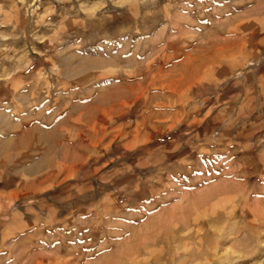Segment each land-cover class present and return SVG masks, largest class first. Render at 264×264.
<instances>
[{
    "label": "rangeland",
    "instance_id": "obj_1",
    "mask_svg": "<svg viewBox=\"0 0 264 264\" xmlns=\"http://www.w3.org/2000/svg\"><path fill=\"white\" fill-rule=\"evenodd\" d=\"M0 264H264V0H0Z\"/></svg>",
    "mask_w": 264,
    "mask_h": 264
}]
</instances>
